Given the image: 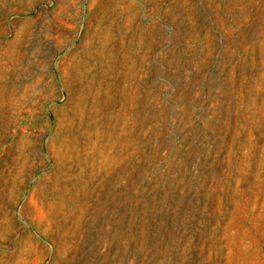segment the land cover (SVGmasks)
<instances>
[{
	"label": "rangeland",
	"instance_id": "374dc122",
	"mask_svg": "<svg viewBox=\"0 0 264 264\" xmlns=\"http://www.w3.org/2000/svg\"><path fill=\"white\" fill-rule=\"evenodd\" d=\"M0 264H264V0H0Z\"/></svg>",
	"mask_w": 264,
	"mask_h": 264
}]
</instances>
